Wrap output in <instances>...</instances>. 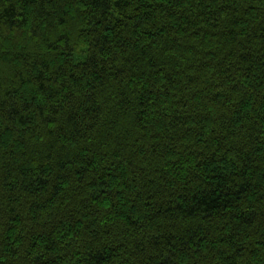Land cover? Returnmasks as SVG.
Listing matches in <instances>:
<instances>
[{
	"label": "trees",
	"instance_id": "1",
	"mask_svg": "<svg viewBox=\"0 0 264 264\" xmlns=\"http://www.w3.org/2000/svg\"><path fill=\"white\" fill-rule=\"evenodd\" d=\"M0 264H264V0H0Z\"/></svg>",
	"mask_w": 264,
	"mask_h": 264
}]
</instances>
